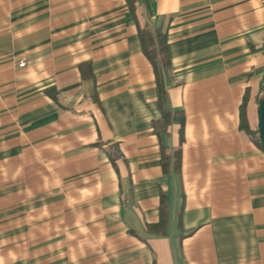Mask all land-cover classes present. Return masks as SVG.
<instances>
[{
  "label": "crops",
  "instance_id": "obj_1",
  "mask_svg": "<svg viewBox=\"0 0 264 264\" xmlns=\"http://www.w3.org/2000/svg\"><path fill=\"white\" fill-rule=\"evenodd\" d=\"M135 6L157 74L126 0H0V264H264V0Z\"/></svg>",
  "mask_w": 264,
  "mask_h": 264
},
{
  "label": "trees",
  "instance_id": "obj_2",
  "mask_svg": "<svg viewBox=\"0 0 264 264\" xmlns=\"http://www.w3.org/2000/svg\"><path fill=\"white\" fill-rule=\"evenodd\" d=\"M126 1H127L129 13L131 14L137 28V36L141 44V51L143 55L149 61L156 74L158 73V66H160V68L164 70L168 69L170 67V63L168 58L167 32L157 30L152 25L148 15L146 14L137 15L135 0H126ZM262 98H264V78L260 82L259 94L257 96V104L258 101ZM240 129L249 137V139L252 142L256 143L260 148L264 150V147L260 143L256 124L253 129H251V127L248 124L244 104L242 105L240 110ZM180 135L182 141V131ZM162 153H163L162 167L163 170H165V168L169 164L168 157L164 153V150H162ZM174 155L175 156L173 160V171L179 172L180 151L179 150L175 151ZM165 219H166V207L164 204V197H161L160 220L158 226L152 228L163 229L165 225Z\"/></svg>",
  "mask_w": 264,
  "mask_h": 264
},
{
  "label": "water",
  "instance_id": "obj_3",
  "mask_svg": "<svg viewBox=\"0 0 264 264\" xmlns=\"http://www.w3.org/2000/svg\"><path fill=\"white\" fill-rule=\"evenodd\" d=\"M256 122L260 143L264 147V98L258 101L256 107Z\"/></svg>",
  "mask_w": 264,
  "mask_h": 264
},
{
  "label": "built area",
  "instance_id": "obj_4",
  "mask_svg": "<svg viewBox=\"0 0 264 264\" xmlns=\"http://www.w3.org/2000/svg\"><path fill=\"white\" fill-rule=\"evenodd\" d=\"M24 65H25V63H24V62L20 63V66H22V67H23Z\"/></svg>",
  "mask_w": 264,
  "mask_h": 264
}]
</instances>
